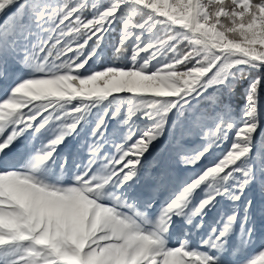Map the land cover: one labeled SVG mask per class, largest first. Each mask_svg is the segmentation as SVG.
I'll use <instances>...</instances> for the list:
<instances>
[{
    "label": "snow or ice",
    "instance_id": "obj_1",
    "mask_svg": "<svg viewBox=\"0 0 264 264\" xmlns=\"http://www.w3.org/2000/svg\"><path fill=\"white\" fill-rule=\"evenodd\" d=\"M258 237L264 0H0V264H264Z\"/></svg>",
    "mask_w": 264,
    "mask_h": 264
},
{
    "label": "trees",
    "instance_id": "obj_2",
    "mask_svg": "<svg viewBox=\"0 0 264 264\" xmlns=\"http://www.w3.org/2000/svg\"><path fill=\"white\" fill-rule=\"evenodd\" d=\"M118 32H119V29L117 27L116 30H114L107 36V38L104 41L105 47H108L111 43L116 42V40L118 39ZM226 99L230 100L233 111L239 112L240 107L243 104L242 86L238 85L235 92L232 93L231 97H226ZM225 147H227V145H225ZM220 151H223V149H218L216 154L219 155Z\"/></svg>",
    "mask_w": 264,
    "mask_h": 264
},
{
    "label": "rangeland",
    "instance_id": "obj_3",
    "mask_svg": "<svg viewBox=\"0 0 264 264\" xmlns=\"http://www.w3.org/2000/svg\"><path fill=\"white\" fill-rule=\"evenodd\" d=\"M264 244V240L260 239L259 237L256 240V243L249 249V259H253L259 256L260 251H264V248H261L260 245Z\"/></svg>",
    "mask_w": 264,
    "mask_h": 264
}]
</instances>
